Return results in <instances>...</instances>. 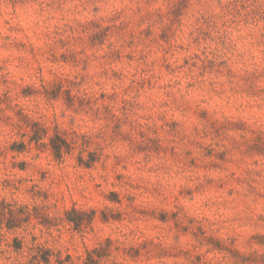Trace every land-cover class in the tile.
Listing matches in <instances>:
<instances>
[{"label": "rangeland", "instance_id": "rangeland-1", "mask_svg": "<svg viewBox=\"0 0 264 264\" xmlns=\"http://www.w3.org/2000/svg\"><path fill=\"white\" fill-rule=\"evenodd\" d=\"M75 76L115 117L37 92ZM0 201V264H264V0H0Z\"/></svg>", "mask_w": 264, "mask_h": 264}, {"label": "trees", "instance_id": "trees-1", "mask_svg": "<svg viewBox=\"0 0 264 264\" xmlns=\"http://www.w3.org/2000/svg\"><path fill=\"white\" fill-rule=\"evenodd\" d=\"M78 76H75L73 79L67 77H59L56 81L53 82L51 87L42 86L41 90L37 92L44 94L47 98H58L61 95H64L68 107H72L75 103L78 104L80 108H86L94 112H99L103 110L107 114H110L111 117H115L112 112L113 106L111 105V100L116 96L115 92L107 94L105 92L97 93L89 92L86 90H79L77 88L76 92L73 93V88L80 85L77 81ZM146 78H141L140 80L132 79L131 82L135 85L143 84ZM124 104L129 103L128 100L122 99ZM21 113V112H20ZM24 118V123L30 127L31 136L29 137V144L32 142L38 148L49 149L54 158L62 160L66 155L76 154V160L78 165L85 166L90 168L93 164L100 159L101 153L97 150H90L91 140L93 134H80L75 131L67 133L66 131H60L57 126L54 127V133L48 137L46 142H43V137L47 135L48 128L32 121L27 115H22ZM15 145V146H14ZM17 145L18 148H15ZM25 144L21 142L20 144L13 143L11 149H16L17 151H22L25 149ZM110 200L119 202L118 195L115 192H110ZM79 212L75 209L66 211L67 220L73 222L76 226L80 225L79 218H70L72 214H78ZM26 216L29 215V212H25ZM9 215V221L11 222V227L18 225L22 221V218L15 219L13 216V210L6 206L5 203L0 201V216ZM256 238V237H253ZM258 238H263L259 236ZM15 247L20 249L21 241L15 240ZM28 253L30 258V263L32 264H50V249L44 248L41 244H33L28 247ZM87 262L96 264V261L92 259L91 252L88 253ZM84 262V264H87Z\"/></svg>", "mask_w": 264, "mask_h": 264}]
</instances>
